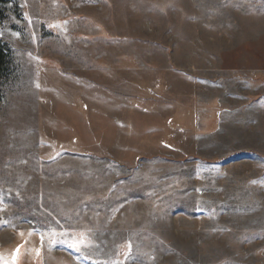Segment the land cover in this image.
Segmentation results:
<instances>
[{
  "label": "rangeland",
  "instance_id": "rangeland-1",
  "mask_svg": "<svg viewBox=\"0 0 264 264\" xmlns=\"http://www.w3.org/2000/svg\"><path fill=\"white\" fill-rule=\"evenodd\" d=\"M0 48L3 261L264 264V0H3Z\"/></svg>",
  "mask_w": 264,
  "mask_h": 264
},
{
  "label": "snow or ice",
  "instance_id": "snow-or-ice-1",
  "mask_svg": "<svg viewBox=\"0 0 264 264\" xmlns=\"http://www.w3.org/2000/svg\"><path fill=\"white\" fill-rule=\"evenodd\" d=\"M0 223H4V221L0 220ZM21 235H23V233H21ZM29 235H31V233H29ZM50 235L53 237L52 243H55V236L57 234L53 232ZM61 235H65V234H61ZM40 239H41V246H43L44 239H45L43 234H41ZM66 242L68 243L69 247H71L77 252H79L83 247L89 246V243H90L85 234H80L79 237L72 238L71 240L66 241ZM21 247L22 245H18L16 249L13 250L12 257H11V264H16L17 257L21 251ZM34 251H35L36 256H40L39 248L35 249ZM0 264H8V262L3 261L2 258H0Z\"/></svg>",
  "mask_w": 264,
  "mask_h": 264
},
{
  "label": "trees",
  "instance_id": "trees-1",
  "mask_svg": "<svg viewBox=\"0 0 264 264\" xmlns=\"http://www.w3.org/2000/svg\"><path fill=\"white\" fill-rule=\"evenodd\" d=\"M3 0H0V3L2 2ZM3 49L0 48V76L4 73H6V71H8L7 69V66L8 64H4L5 63V58L3 57Z\"/></svg>",
  "mask_w": 264,
  "mask_h": 264
}]
</instances>
